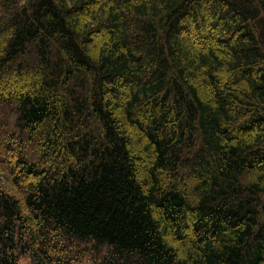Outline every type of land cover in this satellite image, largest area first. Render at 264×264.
Wrapping results in <instances>:
<instances>
[{
  "label": "trees",
  "instance_id": "1",
  "mask_svg": "<svg viewBox=\"0 0 264 264\" xmlns=\"http://www.w3.org/2000/svg\"><path fill=\"white\" fill-rule=\"evenodd\" d=\"M0 264H264V0H0Z\"/></svg>",
  "mask_w": 264,
  "mask_h": 264
}]
</instances>
